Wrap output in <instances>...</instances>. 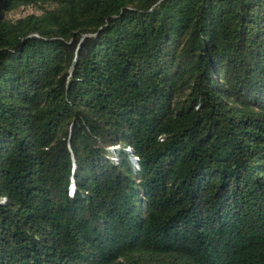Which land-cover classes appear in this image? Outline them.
Returning a JSON list of instances; mask_svg holds the SVG:
<instances>
[{
	"label": "trees",
	"instance_id": "16d2710c",
	"mask_svg": "<svg viewBox=\"0 0 264 264\" xmlns=\"http://www.w3.org/2000/svg\"><path fill=\"white\" fill-rule=\"evenodd\" d=\"M0 264H264V0H0Z\"/></svg>",
	"mask_w": 264,
	"mask_h": 264
},
{
	"label": "rangeland",
	"instance_id": "374dc122",
	"mask_svg": "<svg viewBox=\"0 0 264 264\" xmlns=\"http://www.w3.org/2000/svg\"><path fill=\"white\" fill-rule=\"evenodd\" d=\"M41 13H42V11H41V9L39 7H37V6H29V7H26V8H21L15 13L9 14L8 18L14 20V19L25 17V16L30 15V14L40 15ZM132 159H133V157H132ZM133 160H135V159H133Z\"/></svg>",
	"mask_w": 264,
	"mask_h": 264
},
{
	"label": "built area",
	"instance_id": "2783aa9c",
	"mask_svg": "<svg viewBox=\"0 0 264 264\" xmlns=\"http://www.w3.org/2000/svg\"><path fill=\"white\" fill-rule=\"evenodd\" d=\"M128 151H129V149H127ZM133 157V156H132ZM133 159H135L134 157H133Z\"/></svg>",
	"mask_w": 264,
	"mask_h": 264
}]
</instances>
